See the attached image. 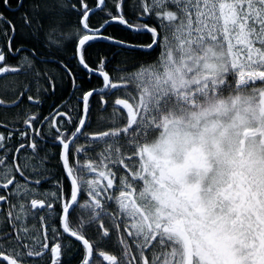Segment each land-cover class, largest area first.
I'll return each mask as SVG.
<instances>
[{
	"label": "snow or ice",
	"instance_id": "6c2138e0",
	"mask_svg": "<svg viewBox=\"0 0 264 264\" xmlns=\"http://www.w3.org/2000/svg\"><path fill=\"white\" fill-rule=\"evenodd\" d=\"M8 75L0 264H264V0H0Z\"/></svg>",
	"mask_w": 264,
	"mask_h": 264
},
{
	"label": "flooded vegetation",
	"instance_id": "af4514ba",
	"mask_svg": "<svg viewBox=\"0 0 264 264\" xmlns=\"http://www.w3.org/2000/svg\"><path fill=\"white\" fill-rule=\"evenodd\" d=\"M23 55V53L21 54ZM11 64L15 65L18 63L17 60L10 61ZM32 81L31 76H14V75H8L4 77H0V98H4L6 100V103H11L12 100V92L16 89H23L26 86L30 84ZM33 88V95L36 94V88L41 87L42 85L32 84ZM54 98V97H53ZM57 99H47L40 105H34L29 104L27 100L23 104L20 105L19 108H0V122H4L5 120H12L17 117V114L19 115V119L22 121L24 116L28 114H39L41 117L49 116L50 114H53L55 112L54 105H57L60 103ZM56 119H59V116L56 117ZM11 126V125H10ZM23 126L22 124L20 125ZM35 127L41 128L43 132L47 135V147L53 148V153L57 152L58 149L53 146L50 128L48 124H36ZM4 129L0 127V132H3ZM26 155V154H25ZM55 164V161H54ZM86 214V213H85Z\"/></svg>",
	"mask_w": 264,
	"mask_h": 264
},
{
	"label": "trees",
	"instance_id": "16d2710c",
	"mask_svg": "<svg viewBox=\"0 0 264 264\" xmlns=\"http://www.w3.org/2000/svg\"><path fill=\"white\" fill-rule=\"evenodd\" d=\"M109 3H111V0H109ZM133 3H135V0H129V4L131 5V4H133ZM115 27V30L117 31V32H119L121 29H120V27L119 26H114ZM110 31H111V29H110ZM138 39H141V40H147L148 39V37L147 36H140V37H137ZM61 94L60 93H58L57 94V96L56 97H52V99H57L58 98V100H57V102L58 101H60L59 100V96H60ZM111 111V110H110ZM48 148V150L49 151H53V148L52 147H47ZM53 164H54V161H53Z\"/></svg>",
	"mask_w": 264,
	"mask_h": 264
}]
</instances>
